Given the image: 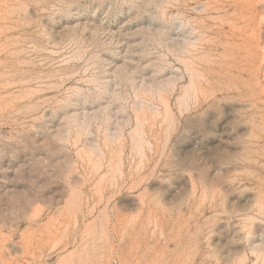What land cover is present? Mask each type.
<instances>
[{
    "label": "rangeland",
    "instance_id": "rangeland-1",
    "mask_svg": "<svg viewBox=\"0 0 264 264\" xmlns=\"http://www.w3.org/2000/svg\"><path fill=\"white\" fill-rule=\"evenodd\" d=\"M0 264H264V0H0Z\"/></svg>",
    "mask_w": 264,
    "mask_h": 264
}]
</instances>
